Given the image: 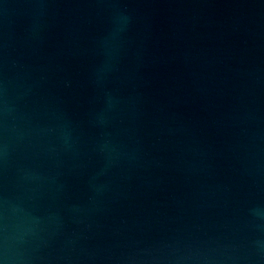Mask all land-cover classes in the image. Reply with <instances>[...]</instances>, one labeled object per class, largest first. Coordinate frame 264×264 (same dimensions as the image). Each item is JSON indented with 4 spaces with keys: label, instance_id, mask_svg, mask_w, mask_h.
<instances>
[{
    "label": "water",
    "instance_id": "water-1",
    "mask_svg": "<svg viewBox=\"0 0 264 264\" xmlns=\"http://www.w3.org/2000/svg\"><path fill=\"white\" fill-rule=\"evenodd\" d=\"M0 264H264V0H0Z\"/></svg>",
    "mask_w": 264,
    "mask_h": 264
}]
</instances>
